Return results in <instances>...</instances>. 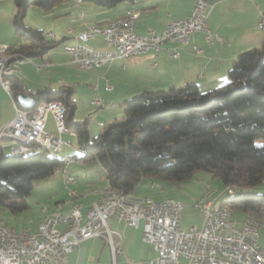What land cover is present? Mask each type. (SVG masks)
I'll use <instances>...</instances> for the list:
<instances>
[{
  "label": "crops",
  "instance_id": "crops-1",
  "mask_svg": "<svg viewBox=\"0 0 264 264\" xmlns=\"http://www.w3.org/2000/svg\"><path fill=\"white\" fill-rule=\"evenodd\" d=\"M194 2L195 0H124L109 7L86 0H62L49 9L31 5L25 15L24 25L29 29L42 30L48 40H58L59 44L45 54L33 55L31 58L37 57L34 62L22 63L19 66L20 76H16L23 81L29 93L44 87H70L71 99L76 106L73 121L88 119L91 137L100 133L106 123L123 116L124 100L145 90L180 88L190 83L196 84L202 91L213 90L227 82L229 70L241 53L264 41V30L259 26L260 20L264 18V0H208L213 5L208 15V24L214 34L212 42H207L202 33L195 32L187 44L168 41L162 44L159 51L148 50L130 59H116L105 66L93 68L79 67L73 56L64 49L65 45L75 43V35L89 25L97 22L106 24L129 11L139 13L135 27L138 34L150 31L161 33L170 21L189 16ZM15 13V0H0V43L19 48L29 41L15 32ZM86 44L97 50L106 48L102 35ZM197 47L200 51H197ZM175 50L179 52L177 57L171 55ZM80 90L91 101V106L101 108L93 116L84 119L75 118ZM95 99H99L101 103H94ZM15 114L14 99L0 84V128L11 121ZM47 128L55 131L53 116L49 117ZM62 137L72 143V146L64 145L63 148H73L72 151H66L65 155L79 151L75 136L63 134ZM6 141H10L5 144L9 147L11 139H4L1 143ZM50 154L56 155L53 152ZM91 161L93 163L88 167L75 161L69 164L68 171L75 177L72 185L66 183L63 173L61 178L50 179L52 185L56 182L59 187L63 186L58 191L54 205L42 207L43 218L39 224L56 211L69 212L74 202L80 204L85 215L99 199L109 182L99 161ZM83 168L87 169L82 172L83 175L77 174L76 171ZM168 187L169 185L158 180L143 178L129 197L138 201L145 197L155 200L176 198L183 203L181 226L184 229L202 227L205 217L195 206V201L170 196L166 192ZM70 188L76 190L77 197L69 194ZM223 198L219 200L216 197V201H222ZM189 209L194 213L192 220L187 219L186 212ZM245 218L246 216H238L236 220L242 221ZM108 223L111 229L118 231L123 237L120 245L122 254L117 256L116 264H148L158 257L159 252L155 247L143 239L142 221L135 227L111 217ZM39 224L31 231L37 230ZM59 228L63 229L65 225H59ZM261 233L262 229L260 236ZM68 262L113 264L114 259L105 239L91 238L81 242L70 253ZM178 264H190V261L179 256Z\"/></svg>",
  "mask_w": 264,
  "mask_h": 264
},
{
  "label": "trees",
  "instance_id": "trees-1",
  "mask_svg": "<svg viewBox=\"0 0 264 264\" xmlns=\"http://www.w3.org/2000/svg\"><path fill=\"white\" fill-rule=\"evenodd\" d=\"M60 1L15 0L13 26L29 43L19 48L9 45V49L31 59L59 44L58 40H48L42 30L27 28L24 18L31 5L49 9ZM86 1L111 7L124 0ZM8 80L22 108L18 101L21 92L34 98L36 104L31 109L44 101L61 100L68 109L67 124L76 129V142L82 151L74 154L75 158L82 162L97 159L108 182L127 195L143 178L178 185L199 171L210 173L226 188L264 181V41L241 53L227 82L217 88L202 91L190 83L145 90L124 100L123 116L106 123L94 137L90 136L88 119L73 121L76 106L70 87H44L29 93L16 75ZM128 139L136 149L129 148ZM64 164L65 157L46 150L11 154L0 142V206L12 213L25 210L35 181L54 174ZM221 202L233 213L241 211L264 223V193L234 190Z\"/></svg>",
  "mask_w": 264,
  "mask_h": 264
},
{
  "label": "built area",
  "instance_id": "built-area-1",
  "mask_svg": "<svg viewBox=\"0 0 264 264\" xmlns=\"http://www.w3.org/2000/svg\"><path fill=\"white\" fill-rule=\"evenodd\" d=\"M213 5L208 0H195L189 16L170 21L161 33L150 31L138 34L135 30L139 13L129 11L126 15L111 19L106 24L93 23L75 35L73 44L65 45V51L72 55L81 68L102 67L116 59H130L148 50L159 51L165 42L187 44L191 35L200 32L207 42H212L213 32L208 24V15ZM264 30V18L259 22ZM102 35L106 48L97 50L86 42ZM10 46L0 43V52H7ZM197 51L200 49L197 47ZM179 56L177 50L171 53ZM30 61L27 57L0 59V67L9 66L13 72ZM0 84L14 99L10 81L0 74ZM94 103L100 104L99 99ZM15 117L2 125L0 135L11 136L9 152L27 154L31 150H46L58 154L64 145L72 143L63 139V134L77 136L73 126L67 124L68 109L61 100L44 101L33 109L20 107L14 99ZM53 116L55 131L47 128L48 119ZM80 152H82L79 149ZM75 160L73 155L65 158L63 167L55 172L63 173L68 185L75 183V177L68 166ZM234 193L233 191H226ZM69 194L76 196L70 188ZM195 206L204 215L202 227L181 226L183 203L173 197L161 201H125L121 190L109 186L104 194L84 215L81 206H73L69 212H62L51 225L43 230L6 231V224L0 221V264H70L68 256L81 242L91 238H103L116 258L122 254V235L111 229L108 220L118 221L138 227L143 222V239L151 243L159 252L156 259L148 264H178L179 256L189 259L190 264H264V246L259 243L261 230L252 222L237 221L226 215L221 201L215 196L199 198ZM59 225H65L60 229Z\"/></svg>",
  "mask_w": 264,
  "mask_h": 264
},
{
  "label": "rangeland",
  "instance_id": "rangeland-1",
  "mask_svg": "<svg viewBox=\"0 0 264 264\" xmlns=\"http://www.w3.org/2000/svg\"><path fill=\"white\" fill-rule=\"evenodd\" d=\"M36 58L37 57L31 58L30 62H34V59ZM19 71L16 73V75H18ZM78 94H79L77 101L78 105H77L75 118L84 119L88 116L91 117L96 112L101 110V108L98 106H91V101L87 99L88 97H86L83 94V91L80 90ZM258 141L259 143L263 142L262 139H259ZM8 142L10 141H6L4 142V144H7ZM72 150L73 148L69 149L66 148L65 146L57 155L66 158L68 156L65 155L66 151H72ZM7 151H9L8 147H7ZM74 153H77V155L81 154L79 151H75ZM74 153H70L69 155H73ZM74 161L77 162L78 164H84L85 167H88L90 163H93V161H89L86 163L82 162L80 161L79 158H75ZM86 170H87L86 168H83V169H79L76 172L79 175L80 174L83 175L82 172H85ZM62 176L63 175L61 173L58 174V172H55L54 174L48 177L37 179L35 181V185L33 190L31 191V194L28 196L29 207L18 213H12L8 208L0 206V218L4 219L6 223L13 226L15 229L19 231L20 230L31 231V229L37 226L39 224V221L43 218L42 207L54 205L55 203L54 200L58 195V191L62 189L63 184L60 185V187L56 182L52 185V181L50 179H57V178H61ZM210 183L213 184L211 185ZM167 185H169L166 191L167 194H171L170 196L185 198L186 200L188 199L194 200L195 201L194 204L199 198H204L209 193L220 200L221 198L226 196L227 194L226 191H233L232 187L226 188V186L222 184V182L219 179L213 178V176L210 173L204 171L197 172L191 179L183 181L180 184H178V187L174 183H167ZM234 190L236 192L253 191L258 193H264V181L254 186L234 187ZM193 214L194 213L192 212L191 209L187 210L186 212L187 219L192 220ZM238 216L244 217L245 215L241 211L235 210L234 218L237 219ZM262 227L263 228H262L261 236L259 238V243L262 246H264V223Z\"/></svg>",
  "mask_w": 264,
  "mask_h": 264
},
{
  "label": "bare ground",
  "instance_id": "bare-ground-1",
  "mask_svg": "<svg viewBox=\"0 0 264 264\" xmlns=\"http://www.w3.org/2000/svg\"><path fill=\"white\" fill-rule=\"evenodd\" d=\"M12 57H24L21 55L20 52L17 51H12L10 49H7V52H0V59L2 60H11ZM0 74L2 76V78L6 81H9L8 79L12 76L15 75V73L13 72L12 69L9 68V66H2L0 67ZM4 139H11V136H7V135H0V142ZM35 151V150H31ZM109 186H112L110 183L104 188V190L102 191L101 194L105 193V190H107L109 188ZM121 195L123 196L125 201H136L133 200L129 197V195L125 194L122 190H121ZM208 196H213L210 193L208 194ZM72 197H77V192H76V196H72ZM171 197H166V198H162L163 199H169ZM161 200H155L151 197H145V201H161ZM73 206H78V203L74 202ZM223 209L226 210V215L229 216V218H233V212L231 210V208H229L226 204L223 205ZM62 214V211H58L56 213H54L52 216L47 217L42 223L39 224L37 230L35 231H39V230H43L44 229V225H51V220H54L55 217H58ZM0 221H2L3 223L6 224V231H14L15 228L11 225H9L8 223H6L4 221V219L0 218ZM243 222H252V224H257V228H259L260 230L262 229V225L263 222L259 219L253 218V217H246L244 220H242ZM0 233H2V226H0Z\"/></svg>",
  "mask_w": 264,
  "mask_h": 264
},
{
  "label": "water",
  "instance_id": "water-1",
  "mask_svg": "<svg viewBox=\"0 0 264 264\" xmlns=\"http://www.w3.org/2000/svg\"><path fill=\"white\" fill-rule=\"evenodd\" d=\"M18 101H19L20 105L26 109H31V107H33L36 104L34 98L31 95L24 93V92H21L18 94ZM128 145H129L130 149H136L137 148V146H135L133 143H131L130 139H128Z\"/></svg>",
  "mask_w": 264,
  "mask_h": 264
}]
</instances>
